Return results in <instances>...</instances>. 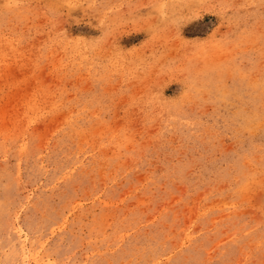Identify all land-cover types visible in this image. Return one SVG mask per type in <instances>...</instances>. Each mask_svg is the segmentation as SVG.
Listing matches in <instances>:
<instances>
[{"label": "rangeland", "instance_id": "1", "mask_svg": "<svg viewBox=\"0 0 264 264\" xmlns=\"http://www.w3.org/2000/svg\"><path fill=\"white\" fill-rule=\"evenodd\" d=\"M0 264H264V0H0Z\"/></svg>", "mask_w": 264, "mask_h": 264}]
</instances>
